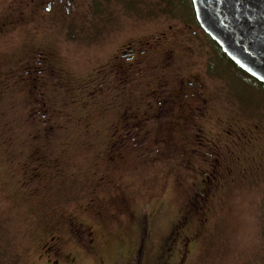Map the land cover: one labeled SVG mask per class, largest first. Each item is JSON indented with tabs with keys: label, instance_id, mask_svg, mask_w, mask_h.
<instances>
[{
	"label": "rangeland",
	"instance_id": "rangeland-1",
	"mask_svg": "<svg viewBox=\"0 0 264 264\" xmlns=\"http://www.w3.org/2000/svg\"><path fill=\"white\" fill-rule=\"evenodd\" d=\"M24 1L0 0V264H176L185 236L192 241L183 264H264V86L201 31L186 29L187 6L154 20V1H101L139 44L168 33L164 49L175 50V67L164 80L196 76L209 90L208 117L198 126L208 147L186 144L178 108L159 129L157 119L139 126L159 111L146 104L156 86L139 83L145 72L127 99L86 86L99 53L115 48L94 43L91 14L82 15L93 0L76 3L72 34L67 20L32 26ZM58 68L67 71L62 82ZM109 140L123 143L113 162ZM73 223L90 226V240L78 241ZM48 241L59 250L50 259Z\"/></svg>",
	"mask_w": 264,
	"mask_h": 264
},
{
	"label": "flooded vegetation",
	"instance_id": "flooded-vegetation-1",
	"mask_svg": "<svg viewBox=\"0 0 264 264\" xmlns=\"http://www.w3.org/2000/svg\"><path fill=\"white\" fill-rule=\"evenodd\" d=\"M83 1L84 0H25L22 4V8L23 11L25 9L28 13L31 25L32 23H36L42 28L44 24H52V22L57 20H67L69 33L72 34L74 33L72 30H77L73 24L76 21V17H78L80 14L79 7L76 3L81 4ZM93 1L94 5L92 7V12H84L82 15L87 18L86 15L91 14L90 22L94 30V43L97 44L98 47L103 45L108 51L114 46L115 48H113V53H99V55L96 57V65L93 69L92 76L85 83L86 86L89 83H92L95 86L97 93L100 95L106 94L108 99L114 97L116 98L117 95L122 92L125 93L124 99H127L132 94L131 87L134 77L141 78L142 73L145 72V77H143L145 79L143 81H139V83L142 85L144 84V87L148 89L152 84H154V82L156 86V89H152L151 91L147 92V96L155 99L152 102L148 101L146 103L148 108H153V106L156 105L157 108H159V111L157 112V115H159L164 111L166 106H170L171 112L169 114L167 112V114L162 115L164 120L158 118L156 114H153V116L150 117L146 116L139 126L146 127V125L151 121L153 122V119H157L156 121L160 122L155 123V125L157 126L156 129H159V127L162 126V123H164V121L171 116V113H173L174 109L178 108L180 112H184V115L182 116L183 122L188 128V134H181L179 139L184 140L186 144L194 143L196 145L202 146V148H207L208 146H204V142H210L207 140L208 134L198 126L200 121L205 122L208 117V115L204 113V110L207 107L211 94L203 81L196 76L189 78L187 75H184L178 78V80L176 79V81L164 80L167 69H173V67H175L173 66V64H175V50L170 49L168 52H166L164 49L165 43L170 41L168 40V33L165 31H157V34L146 38L141 44H139L138 41L135 42L132 40L129 35H123L124 32L129 29L128 27L124 29H118L114 25L113 21H115V18L112 16L110 10L106 12L101 9V1H104V3H114L116 0ZM143 1H154L156 3V8L150 13L152 14L151 18L154 20H160V18L165 16V14L173 15L177 10H179L180 7L187 6L192 25L187 24L185 26L186 29H193V35L201 31L207 41H210L208 35L201 29L195 18L191 0ZM182 2H185L187 5L185 3L182 5ZM127 6L131 5L126 4V7ZM88 7L90 8V6ZM126 7L122 6L120 8L131 12L130 14L144 15L141 10L133 11L132 8ZM4 26H6L5 23H2L0 30ZM20 26L21 24L17 27L18 33H20ZM172 29V26H169V30L171 31ZM194 29L196 31H194ZM103 31H106V33L102 34ZM13 37L17 36L14 34ZM209 44L211 43L209 42ZM37 56L39 60H46L42 52H38ZM28 59L30 60V58ZM32 63L33 62L29 61V64L32 65ZM36 63L41 64V62ZM35 69L36 67L33 66L32 69H28L24 73L25 75L31 76ZM58 70L60 73L56 70V72L59 73L57 78L62 82V79H64L67 75V71L64 68H58ZM149 71L151 74H149ZM38 72H42V70L39 69ZM50 72L51 71H48V75L52 76ZM163 73H165V75H163ZM167 76L172 75L168 74ZM170 83H174L173 86H170ZM35 87L36 86L34 85V88ZM111 105L112 102L107 103V106ZM130 124H132L131 118H128L125 120V122H123V126L126 125L128 127ZM148 135L149 132H146L145 136L148 137ZM120 139L125 141L124 136ZM111 141L113 140H109V143L112 145V147H114L113 150H115L116 153L112 154V156L107 155L108 162H113L122 156L117 149H121L123 143L115 144ZM158 142L156 140L155 144H158ZM116 145L121 146L116 147ZM215 163H218V160H215ZM215 173L216 171L212 170L210 172V176L214 175ZM73 227H75L74 232L78 241L84 243L86 238H89L90 240L92 235L90 226H83L79 223H73ZM178 228L179 226H176L173 231H176V229L178 230ZM51 239H56V237H52ZM191 241L192 238L189 236H185V239L182 238V242L180 243L183 244L181 245L180 253L177 256L176 264H183L185 261L188 253L187 249L191 244ZM43 248V254H45L49 259L50 257L54 256L57 251H59L58 244L53 245L49 241L45 243Z\"/></svg>",
	"mask_w": 264,
	"mask_h": 264
},
{
	"label": "water",
	"instance_id": "water-1",
	"mask_svg": "<svg viewBox=\"0 0 264 264\" xmlns=\"http://www.w3.org/2000/svg\"><path fill=\"white\" fill-rule=\"evenodd\" d=\"M201 29L243 73L264 85V0H191Z\"/></svg>",
	"mask_w": 264,
	"mask_h": 264
},
{
	"label": "trees",
	"instance_id": "trees-1",
	"mask_svg": "<svg viewBox=\"0 0 264 264\" xmlns=\"http://www.w3.org/2000/svg\"><path fill=\"white\" fill-rule=\"evenodd\" d=\"M185 2H182L181 4L183 5ZM210 39V38H209ZM211 44H213L215 47H217V50L220 52V54H222L223 56H225L222 52H221V50H220V48L218 47V45L216 44V43H214L211 39H210V41H209ZM225 58L237 69V70H239L226 56H225ZM240 71V70H239ZM242 72V71H241ZM254 80V79H253ZM255 81V80H254ZM257 82V81H256ZM257 83H259V82H257ZM260 84V83H259ZM260 85H262V84H260ZM262 86H264V85H262ZM168 257V256H167Z\"/></svg>",
	"mask_w": 264,
	"mask_h": 264
}]
</instances>
